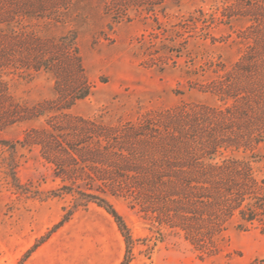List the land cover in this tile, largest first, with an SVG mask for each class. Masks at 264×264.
I'll use <instances>...</instances> for the list:
<instances>
[{
    "label": "rangeland",
    "instance_id": "1",
    "mask_svg": "<svg viewBox=\"0 0 264 264\" xmlns=\"http://www.w3.org/2000/svg\"><path fill=\"white\" fill-rule=\"evenodd\" d=\"M234 1L123 0L119 9L108 6L109 14L104 0H66L35 19H14L26 31L14 55L31 61L33 30L45 41L75 35L90 92L67 110L71 117L128 126L183 105L219 104L202 84L239 59L246 50L240 35L252 23L240 14L223 15ZM8 71L3 77L11 97L3 105L55 99L50 72ZM49 115L0 125V264H119L127 254V264H264V220L242 223L233 217L214 248L202 252L182 234L144 218L136 204L110 197L131 233L127 250L109 213L60 190L38 149L16 142L29 125L47 127L46 121L58 125L62 119ZM224 154L248 158L256 176L264 177V143Z\"/></svg>",
    "mask_w": 264,
    "mask_h": 264
},
{
    "label": "trees",
    "instance_id": "2",
    "mask_svg": "<svg viewBox=\"0 0 264 264\" xmlns=\"http://www.w3.org/2000/svg\"><path fill=\"white\" fill-rule=\"evenodd\" d=\"M15 1L0 0V125L29 123L48 114V119L61 117L58 125L51 119L47 127L29 125L16 142L38 149L60 180V190L109 213L127 250L131 233L110 197L136 204L144 218L182 234L202 252L214 248L233 217L242 223L264 220V177L256 176L248 158L224 154L264 143V0H235L223 8L224 16L240 14L252 23L240 35L246 50L239 59L202 84L219 104L183 105L128 126L67 113L90 92L74 34L45 41L33 30L31 61L14 55L26 32L14 19H35L66 0H19V6ZM122 1L104 0L105 9L112 14L108 6L119 9ZM15 68L50 72L55 99L30 107L3 105L11 97L3 76ZM240 76L247 79L239 83ZM129 258L125 255L119 264Z\"/></svg>",
    "mask_w": 264,
    "mask_h": 264
}]
</instances>
